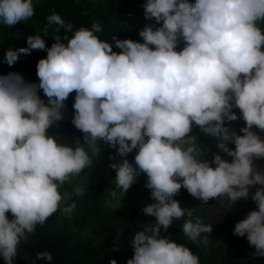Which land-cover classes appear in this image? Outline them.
<instances>
[{
	"label": "clouds",
	"instance_id": "obj_1",
	"mask_svg": "<svg viewBox=\"0 0 264 264\" xmlns=\"http://www.w3.org/2000/svg\"><path fill=\"white\" fill-rule=\"evenodd\" d=\"M142 7L145 20L155 22L139 31L142 42L102 40L100 22L74 31L53 13L48 25L65 35H56L50 48L46 25L43 36L28 35L26 47L6 51L9 66L33 51L47 55L36 65L39 83L0 75L3 264H15L20 245L55 213L74 214L73 197L83 198L85 185L62 189L88 175L102 145L121 158L110 165L113 199H124L141 175L150 191L142 211L154 222L134 233L127 264H200L189 247L161 236L183 219L192 243L209 241L212 226L191 219L195 209L175 199L181 189L205 205L217 200L232 207L250 198L256 209L235 224L233 235L246 237L252 255L264 257V0H145ZM34 15L33 0H0V24L9 28ZM72 93L71 124L82 139L68 143L49 130L63 120ZM239 119L245 126L238 133L228 125ZM194 129L215 138L231 159H206L209 148ZM134 150L132 163L127 157ZM37 259L51 264L53 256L41 251Z\"/></svg>",
	"mask_w": 264,
	"mask_h": 264
},
{
	"label": "trees",
	"instance_id": "obj_2",
	"mask_svg": "<svg viewBox=\"0 0 264 264\" xmlns=\"http://www.w3.org/2000/svg\"><path fill=\"white\" fill-rule=\"evenodd\" d=\"M33 3L35 15L32 19L17 23L12 28L0 24V75L18 73L26 82L39 83L36 65L41 58L46 57V51H33L31 55L22 56L13 66L6 63L5 53L9 48L26 47L25 40L28 35L43 36L46 25L48 36L43 38L50 48L56 35H65L64 29L57 33L56 25H48L47 17L53 13L59 14L66 22H71L74 31L81 26L90 28L93 22H100L103 32L97 35L102 40L109 41L116 35L119 39L142 42L139 31L146 24L153 23L144 18L143 0H33ZM68 35L71 37L73 33ZM39 94L41 99L46 101L42 90ZM74 96L75 93L70 94L66 101L63 120L49 130L51 135L60 130L71 143L77 137L82 139V133L71 124ZM234 111L239 116V110ZM228 126L239 133V129L245 124L239 119ZM193 135L199 136L202 145L209 148L205 153V158L209 161L213 159L214 154H219L227 160L231 159L217 147L218 141L215 138L205 137L198 129L193 130ZM228 147L234 150V145L229 144ZM132 154H135V150L130 155ZM120 159L114 149L104 146L97 160L100 166L98 181L83 184V198L73 197L77 204L74 214L70 218L61 219L57 212L44 226H37L28 242L20 245L15 264H46L45 261L37 259V253L41 251L52 254L51 264H110L112 260L117 264H127V260L134 255L131 246L134 233L142 231L146 224L154 222V218L142 211L151 203L150 191L145 187V175L137 178V182L129 189L124 199L111 197L110 193L114 190L111 179L116 173L110 165ZM259 163L261 170H264V162ZM103 170L110 171L102 175ZM72 188L65 185L62 191H71ZM175 199L182 207L195 209L191 219L199 217L205 224L212 226V232L208 234L209 241L206 245L201 243L199 246L192 243L184 236L183 219L175 221L167 233L161 230V236H169L178 244L189 247L199 256L200 264H264V257L252 255L255 250L249 246L246 237L233 235L235 224L256 209L250 198L241 199L232 207L227 202L217 200H211L205 205L181 189ZM11 218L9 213V219ZM113 248H119V251H114ZM0 264H3L2 259Z\"/></svg>",
	"mask_w": 264,
	"mask_h": 264
},
{
	"label": "rangeland",
	"instance_id": "obj_3",
	"mask_svg": "<svg viewBox=\"0 0 264 264\" xmlns=\"http://www.w3.org/2000/svg\"><path fill=\"white\" fill-rule=\"evenodd\" d=\"M34 1H40V0H34ZM144 1V3H145V0H143ZM190 2H192L193 3V0H190ZM153 23H155L154 21H152ZM238 110V109H237ZM239 115H240V113H239ZM52 135H58V136H60L61 138H62V141H64V142H68V143H71L70 141H69V139L67 138V136H65L60 130H56V131H54V133L52 134ZM104 146L102 145L101 146V149L103 148ZM136 154V153H135ZM135 154H132V155H130L127 159L130 161V162H132V163H134V156H135ZM94 168L93 169H91V170H85L86 172H88V175H84V174H82L81 176H79V177H74L73 178V180H72V182H71V184L69 185V184H66V185H69V186H71V187H75V186H77V185H80V184H84V183H88V181H93V182H97L98 181V176L100 175L99 174V169H100V166H99V164H98V162H97V160H95L94 159ZM108 171H110V170H103V172H102V175L104 174V173H106V172H108ZM115 180V177H113L112 179H111V183L113 184V186H114V181ZM115 187V186H114ZM58 214H59V217L62 219V218H64V217H67V216H65V215H62L60 212H58ZM127 263V262H126Z\"/></svg>",
	"mask_w": 264,
	"mask_h": 264
}]
</instances>
